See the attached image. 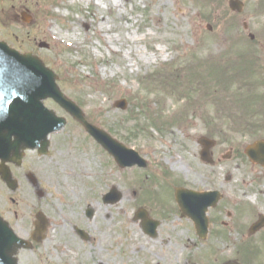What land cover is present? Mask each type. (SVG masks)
<instances>
[{
    "label": "rangeland",
    "instance_id": "obj_1",
    "mask_svg": "<svg viewBox=\"0 0 264 264\" xmlns=\"http://www.w3.org/2000/svg\"><path fill=\"white\" fill-rule=\"evenodd\" d=\"M259 1H247L246 11L241 18L230 10L227 0H14L16 7H28L32 22L28 29H18V34L8 33L0 27V38L19 50L39 55L54 70L66 76L69 81V85L65 84L67 94L82 102L90 120L146 155L151 163L150 169L145 171L138 168L120 169L79 125L71 121L63 109L49 100L50 106L70 122L57 138H52L54 154L39 161L34 153H29L27 165L33 167L35 161L40 164L44 162L35 170L43 177L45 184L59 186L62 195L48 199L49 204L47 198L39 199L49 206L57 218L56 222L64 223L63 217H70L69 213L73 215L84 209L90 194L101 195L116 183L126 191L134 190L138 188L137 184L140 186L144 173L156 171H160V175L171 174L180 182L199 183L203 173L222 175L228 174L229 169L237 176L234 189L238 194L240 220L244 221L243 214L246 213L251 217L250 225L254 222L251 211L253 213L255 209L264 213V182H257L256 175H253L259 167H251L245 162L207 166L200 161L197 140L198 134L202 133L222 142L216 136L223 126L224 119L218 117L223 112L211 120L208 113L205 114L206 105L203 103V99L209 95V89L206 93L207 59L214 57L217 61L219 53L227 51L229 41L224 40L225 35L234 32L241 40L243 20H248L251 30L258 34L260 28L264 27V12L257 17L256 13L253 14ZM6 7L0 4V10ZM209 24L212 30L208 29ZM237 39L233 37L234 42ZM41 41L49 43V49L39 48ZM242 51L239 45L238 52ZM227 66H232L231 60ZM231 73L230 70L226 77L227 85L237 84V71L236 75ZM247 90L248 85L240 93L246 95ZM232 91L236 93V89ZM196 97L199 98L196 100ZM122 98L128 101L126 110L115 106ZM184 99L185 102L182 101ZM213 102L210 100L209 105ZM232 105L233 101L225 103L228 112H231ZM233 113L239 114L238 110ZM250 118L244 117L242 120ZM188 123L191 126L186 128ZM236 125L229 124V127L233 129ZM259 130L263 131L260 136L264 137V123ZM229 144L234 145V141H229ZM180 164L184 169H179ZM21 170L24 174L23 168ZM146 175L155 177L151 173ZM244 177L248 179L247 182ZM155 182L141 186L139 191L142 197L165 195L167 189L148 194V189ZM0 187L5 188L1 183ZM7 194L0 193V210L9 209L12 212L4 197ZM21 195L33 202L25 180ZM251 196L255 197L252 205L243 201V198L251 200ZM19 197V203L13 206L23 207L20 216H25L30 211L20 194ZM168 197L171 198V192ZM128 199L132 202V209L122 202L114 208V205L100 203L96 226L91 221L84 222L91 233H97L101 227L103 237L112 239L110 243L115 244V264H141L136 257H124L127 252L120 254L116 247L114 240L120 237V223L110 230V225L107 226L102 219L103 214H107L105 210L112 208L118 217L117 211L123 205L125 218L122 215L119 220H125V229L131 232V238L138 236L140 240L141 230L132 219L135 198L132 196ZM36 205L32 204V208ZM25 218H21L19 224ZM70 221H65L63 229L58 222L59 225L54 227L58 233L51 231L53 241L48 240L33 253L22 252L23 264H46L44 257L48 256L68 264H98L99 253L93 252L95 242H84L76 236L69 226ZM175 224L178 225V221ZM236 228H230L227 236L219 242L223 252L221 257L237 256L233 248L242 251L248 246L249 251L241 253L243 259L260 263L264 257V251L260 249L264 244V236L260 237L264 229L251 237L254 241L243 240L240 229ZM242 228L243 235L250 232L247 224ZM176 229L179 231L178 238H185L186 229L180 231V226H176ZM97 235L98 243H107L102 235ZM255 244L257 250H250ZM204 254V251L199 252L198 258L202 260ZM207 255H216V252Z\"/></svg>",
    "mask_w": 264,
    "mask_h": 264
},
{
    "label": "flooded vegetation",
    "instance_id": "obj_2",
    "mask_svg": "<svg viewBox=\"0 0 264 264\" xmlns=\"http://www.w3.org/2000/svg\"><path fill=\"white\" fill-rule=\"evenodd\" d=\"M249 39L251 41H247L248 45L246 47L248 61H246L244 72L249 74L251 70L254 71L251 77L252 84L251 86L248 85L242 107H244V104H246V106L248 105L244 117L259 115L261 119L256 121L242 120V123H240L241 125H236L234 127L232 133H230V139H228V143H226V149H224L221 162L238 163L250 161L245 153L246 147L258 140H264V137L260 136L263 131L259 130V127L264 123V27L260 28V31L256 34V39L253 40L250 36ZM253 41L254 45H252ZM248 66L250 70L246 69ZM247 98H250V101L247 102ZM249 109H251V112ZM240 113H242V108ZM229 141H234V145H230ZM220 146H222L220 142L215 145L214 149H216V151H214V158L220 159ZM236 177L237 176L233 174L219 175L205 173L201 175L199 183H196V186L190 187L195 189V191L203 193H206V191H216L219 192L218 197H220L215 206L212 205V207L208 208V232L206 233L205 224L203 236L200 237L194 221L185 218L188 221V226L186 227L185 238L180 239L178 238L179 233L177 229L167 227L166 230H162L160 229V224L158 235H164L156 239L151 238L149 243L142 246L144 254L143 264H151L153 262H155L154 264H226L228 262L264 264V261L258 263L236 256L228 258L221 257L223 252L219 242L225 235L224 230L236 227L240 219L236 199L237 190L234 189L236 184L233 179ZM257 177L262 178L264 175L258 174ZM172 187L173 193L175 194L177 186L173 185ZM173 201V210L177 213L178 206L174 199V195ZM203 204L206 209V197L203 200ZM96 211V207L93 208L92 215H95ZM77 214L79 217H84L86 221L87 218L92 217H89L86 212L83 214L82 211H77ZM15 217L16 219L19 218L17 211H15ZM28 219L29 222L25 226L24 223L19 226L16 222L14 224V230L18 235H26L25 238L32 242L35 248L37 243L32 240V233L36 224V211H31ZM249 220L250 219L246 220L247 226H249ZM176 235L177 237L175 238ZM201 251L205 252L202 260L198 258V254ZM209 252H216V255L206 256V253L208 254ZM233 252L238 253V248H233Z\"/></svg>",
    "mask_w": 264,
    "mask_h": 264
},
{
    "label": "water",
    "instance_id": "obj_3",
    "mask_svg": "<svg viewBox=\"0 0 264 264\" xmlns=\"http://www.w3.org/2000/svg\"><path fill=\"white\" fill-rule=\"evenodd\" d=\"M47 96L54 97L70 110L87 130L115 155L121 165H132L136 162L143 164L137 152L126 148L103 130L88 123L80 109L60 94L54 83L53 74L46 70L38 59L20 56L0 43V136L5 138L12 131L17 132L25 125V120L14 125L16 114L31 119V133L35 131L33 136H46L50 131L58 128L57 123L52 121L50 114L41 105V99ZM250 154L254 159L259 160L257 150H251ZM186 210H189V205ZM262 224L264 222L260 221L258 226ZM5 230L0 220V264H12L8 255L12 240L6 238Z\"/></svg>",
    "mask_w": 264,
    "mask_h": 264
},
{
    "label": "bare ground",
    "instance_id": "obj_4",
    "mask_svg": "<svg viewBox=\"0 0 264 264\" xmlns=\"http://www.w3.org/2000/svg\"><path fill=\"white\" fill-rule=\"evenodd\" d=\"M12 10H14V13H12ZM25 10L26 9L24 8L23 5H19L17 7L14 5V6H12L11 9H7V13L10 14V15H12V16H14V17H16L18 14L24 12ZM179 169L180 170L181 169H184L183 164H180Z\"/></svg>",
    "mask_w": 264,
    "mask_h": 264
}]
</instances>
